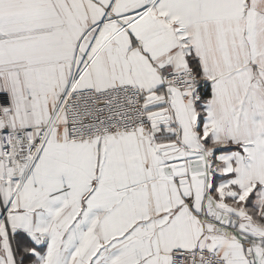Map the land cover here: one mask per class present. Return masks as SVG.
I'll use <instances>...</instances> for the list:
<instances>
[{
    "label": "snow or ice",
    "instance_id": "1",
    "mask_svg": "<svg viewBox=\"0 0 264 264\" xmlns=\"http://www.w3.org/2000/svg\"><path fill=\"white\" fill-rule=\"evenodd\" d=\"M0 264H264V0H0Z\"/></svg>",
    "mask_w": 264,
    "mask_h": 264
}]
</instances>
